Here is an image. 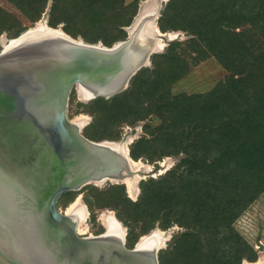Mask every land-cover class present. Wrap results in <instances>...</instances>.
<instances>
[{
  "label": "water",
  "instance_id": "95a60500",
  "mask_svg": "<svg viewBox=\"0 0 264 264\" xmlns=\"http://www.w3.org/2000/svg\"><path fill=\"white\" fill-rule=\"evenodd\" d=\"M140 13L127 38L112 45L87 42L62 29L63 34L46 31L7 49L3 45L0 201L5 199L9 207L19 203V209H3L0 203V217L7 216L27 257L17 261L0 249V264H160L159 251L151 256L136 245L129 247L126 235L117 240L100 237L104 232L80 234L71 216L57 206L67 189L136 172L130 163L135 160L130 146L125 155L107 143L118 140L87 137L68 115L67 105L74 85L109 90L95 96H111L124 90L146 60H151L157 34L152 18L142 22ZM44 21L47 27L59 29ZM155 171L152 168L146 174ZM121 177L108 180L119 182Z\"/></svg>",
  "mask_w": 264,
  "mask_h": 264
},
{
  "label": "rangeland",
  "instance_id": "374dc122",
  "mask_svg": "<svg viewBox=\"0 0 264 264\" xmlns=\"http://www.w3.org/2000/svg\"><path fill=\"white\" fill-rule=\"evenodd\" d=\"M168 2L169 0H0V51L9 39L16 37L28 27L35 26L36 23L37 26L42 24L45 19L49 25L62 29L73 37L87 42L96 40L93 43L109 45L105 39L114 40L115 35L122 34L124 30L127 31V35L129 34L130 26L143 5L147 12L158 9L156 25L159 26V20ZM192 5L189 16H201L203 9L199 5H202V2L197 1ZM195 7L200 8L196 11ZM50 18L59 22L50 24ZM129 18L130 24H123ZM190 20L191 18H188L183 22H175L169 16H164L163 24L166 30L158 28L162 33L156 37V42L161 38L162 48L155 50L152 55L154 53L166 55L158 56L157 62L151 57V60L137 71V73L141 69L152 71L157 68L156 63L164 67L162 88L155 90L143 104V110L140 108V112H111L107 110L109 104L106 102L127 90L137 73L124 90L111 96L87 98L82 94L78 84L71 88L67 113L75 118L73 121L76 120L75 122L81 125L84 135L95 140L98 137L118 140L131 147L141 136L151 138L152 133H156V126L170 114L166 105L169 97L174 95H182L184 98L182 100L194 107V115H201L198 107L203 105V100L199 95L213 90L220 81L232 74V70L221 63L211 48L226 46L227 49H232L234 41L229 34H217L214 39L200 41V47L190 45L189 39L194 36L193 26L189 25ZM220 22L225 28L227 20ZM125 38L116 39L112 44ZM171 42H173L171 47L174 48L172 52L182 51L177 58L166 53ZM98 97L105 99L96 103L95 99ZM102 106L104 107L100 108ZM148 112L150 115L145 117ZM198 123L204 124L205 121L199 120ZM163 142L165 140L154 143L156 149L154 161L149 160L147 156L136 160L138 164L134 163L133 168L138 170V175L135 179L129 177L130 184L124 179H122L124 182L94 180L84 184L80 189L71 191L77 193L67 206L71 207L74 204L75 208L81 211L78 224L86 229L84 234L106 232L108 230L106 219L113 216L126 232L127 245H131L134 239L135 246L143 236L154 231L160 232L162 236L160 247L158 246L160 264H224L238 238L246 241L251 247L250 251L245 250L242 253L244 256L241 264L252 263L258 259H262L264 263V189L245 207L239 208L233 220L223 219L219 222L212 242L205 235L206 232L199 222L192 218L187 221L181 220L183 215L193 216L190 208L194 206V195L189 188L177 184L178 189L175 192L171 191L162 202L142 200L145 188L147 190L149 186V183L144 185L143 181L147 182L149 178L158 179L168 169L179 165V169L184 168L181 163L186 158L185 153L158 155L162 151ZM152 168H156L154 175L146 174ZM63 201L65 197L59 199L58 205L64 208ZM188 231L199 235L198 245L202 251L213 248L211 256L202 255L201 250L196 251V245L191 247L187 242L184 245V234ZM233 231L237 235L231 237L230 233Z\"/></svg>",
  "mask_w": 264,
  "mask_h": 264
},
{
  "label": "trees",
  "instance_id": "16d2710c",
  "mask_svg": "<svg viewBox=\"0 0 264 264\" xmlns=\"http://www.w3.org/2000/svg\"><path fill=\"white\" fill-rule=\"evenodd\" d=\"M197 1L202 2L199 6L203 13L190 17L192 4ZM189 2L191 5H187ZM164 16L175 22L191 18L189 25L193 26L194 36L189 39L190 45L200 47V41L214 39L217 34H229L234 41L232 49L226 46L211 48L232 74L213 90L199 95L203 100V105L198 107L201 115H194V107L184 102L182 95L170 96L166 105L170 114L156 126V133L153 132L151 138L141 136L130 147L133 158L147 156L152 161L155 160V141L165 140L160 156L185 153L186 158L181 163L184 168L179 169V165L168 169L158 179L143 181L149 186L142 200L162 202L171 191L178 189V185L189 188L194 195V206L190 208L193 216L183 215L181 220L192 218L199 222L212 242L219 222L233 220L237 210L264 189V0H169L159 20V27L166 30ZM221 20H227V28L221 25ZM56 22L59 21L49 19L50 24ZM130 22L131 18L123 24ZM126 36L124 30L115 35L114 40ZM108 40L105 39L109 45L114 41ZM172 43L166 53L177 58L182 51L172 52ZM160 55L166 54L154 53L151 57L157 62ZM156 67L152 71L141 69L127 90L106 101L107 110L117 113L143 110L148 98L162 88L165 70L157 63ZM104 99L98 97L95 101L100 103ZM149 115L150 112L144 116ZM199 120L205 123L199 124ZM184 235V245L187 242L191 247L196 245V251L201 250L197 233L188 231ZM235 235L234 231L230 233L231 237ZM134 242L133 239L129 247H133ZM245 250L250 251L251 247L238 238L224 264H241ZM212 251L213 248H207L202 255L211 256Z\"/></svg>",
  "mask_w": 264,
  "mask_h": 264
},
{
  "label": "bare ground",
  "instance_id": "6f19581e",
  "mask_svg": "<svg viewBox=\"0 0 264 264\" xmlns=\"http://www.w3.org/2000/svg\"><path fill=\"white\" fill-rule=\"evenodd\" d=\"M158 13H159L158 9H155L154 12L144 13V12H142V8H141V13H140L139 19H140V21L144 22V21H146L147 18H152V25L154 27L156 34L161 35L162 31H160L158 29V26L156 25V18H157ZM150 23L151 22H149L147 24H150ZM46 31L47 32L55 31L56 33L63 34V32L59 29H51V28L47 27L45 25V21H43L42 24H39L32 31L25 34L21 38L12 40L10 42V44L7 43L5 45V48L7 49L10 46L16 45L20 41L27 40L29 38H35V36H37L36 34L45 33ZM160 40H161V38H160ZM160 40L157 39V42H155V45H154V48L152 49V51H155L157 49L162 48V43ZM148 61H149V59L146 60L145 64ZM79 88H80L82 94L87 98L93 97L99 92L108 93V91H109V90L99 91V89H97V88H94V87L88 86V85H83V84H80ZM75 121H73V122H75ZM75 123L78 124L77 122H75ZM79 127H81V125H79ZM107 143L109 145L113 146L114 148H116L120 153H122V154L124 153L125 155L127 154V151L129 150V146H130V145L123 144L124 142H118V141H113V142L107 141ZM136 160H139V159H135L134 161H130V163L132 164V167H133L134 163H136V165L138 164V162ZM135 171H136L135 174L132 176H130L129 174H124V176L122 174H120L117 177H114V176L108 177V179L119 178L122 175L123 177H121V178L124 179V181L126 180L128 182V184H130L131 178L135 179V177L138 175V172H137L138 170L135 169ZM129 177H131V178L129 179ZM94 180H105V178L103 177V178H98V179H94ZM2 200H3V202L0 201V203L3 204L4 208L1 205H0V207H2L3 209L9 207L8 205H10V203L6 202L5 199H2ZM9 208H12V209H9L10 211H12V210L16 211V209L17 210L19 209V203H14ZM66 213L69 216H71V218L74 220V222L77 226L78 232L83 233V234L86 233V229L84 227H82L81 224H78L79 219L81 218V211L79 209L77 210L75 208L74 204L67 209ZM1 217H0V249L6 255L12 257L13 259H15L17 261L22 262L23 257L24 256L27 257L24 254L25 251L21 247L18 246V242L16 239L17 235L14 233L13 228L10 227V225H8L7 216H6L7 220L5 218H3V217L1 218ZM106 224L108 226V230L106 232H104L103 234H101L100 237H107V238H113V239H117V240H121V239L124 240L126 232L121 227L122 225L117 219H115L113 216H111L110 218L106 219ZM91 236H93V235H91ZM161 237L162 236H161L159 231H154L149 235L143 236L141 241L139 240L138 243L135 244L136 248L144 254L153 256L158 251V249L160 247L159 245L161 243ZM262 262H263L262 259H258L254 263L245 262L244 264H264ZM34 264H37V263H34Z\"/></svg>",
  "mask_w": 264,
  "mask_h": 264
},
{
  "label": "flooded vegetation",
  "instance_id": "af4514ba",
  "mask_svg": "<svg viewBox=\"0 0 264 264\" xmlns=\"http://www.w3.org/2000/svg\"><path fill=\"white\" fill-rule=\"evenodd\" d=\"M80 85V84H79ZM74 119V118H73ZM86 184V183H85ZM84 185V184H83ZM83 185H80L79 187H77V188H71V189H67V190H65V191H63L62 193H61V195L59 196V198H58V200H57V206L60 208V209H62L63 211H67V209L69 208L68 206H67V203L71 200V199H73L74 198V196H75V194L77 193V192H75V193H73V192H71L72 190H76V189H80ZM65 194H67V195H65ZM61 197H65V201H63V204H64V208L63 207H60L59 205H58V201H59V199L61 198ZM67 197V198H66ZM66 207H68V208H66ZM65 208H66V210H65Z\"/></svg>",
  "mask_w": 264,
  "mask_h": 264
},
{
  "label": "crops",
  "instance_id": "0c3cea01",
  "mask_svg": "<svg viewBox=\"0 0 264 264\" xmlns=\"http://www.w3.org/2000/svg\"><path fill=\"white\" fill-rule=\"evenodd\" d=\"M142 12H144V13L147 12V11H146V7H145V5H143V7H142Z\"/></svg>",
  "mask_w": 264,
  "mask_h": 264
}]
</instances>
